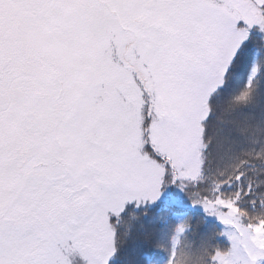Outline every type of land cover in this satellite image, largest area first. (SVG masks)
<instances>
[{
    "label": "snow or ice",
    "instance_id": "snow-or-ice-1",
    "mask_svg": "<svg viewBox=\"0 0 264 264\" xmlns=\"http://www.w3.org/2000/svg\"><path fill=\"white\" fill-rule=\"evenodd\" d=\"M254 38L264 0H0V264H174L156 218L208 207L187 192ZM225 188L202 199L240 211Z\"/></svg>",
    "mask_w": 264,
    "mask_h": 264
},
{
    "label": "trees",
    "instance_id": "trees-1",
    "mask_svg": "<svg viewBox=\"0 0 264 264\" xmlns=\"http://www.w3.org/2000/svg\"><path fill=\"white\" fill-rule=\"evenodd\" d=\"M253 46L260 51L259 75L246 87L249 61L241 58L234 65L225 91L214 101L216 135L209 141L210 154L202 160L206 180L218 188L231 183L223 199L234 205L239 202L238 213L249 226L264 220V44L254 38ZM207 107L206 99L205 116ZM136 216L135 211L129 213ZM156 224L160 250L165 256L171 254L174 264H212L217 252L229 250L221 226L201 212L186 207L177 213L161 212ZM135 239L133 232L128 246Z\"/></svg>",
    "mask_w": 264,
    "mask_h": 264
},
{
    "label": "rangeland",
    "instance_id": "rangeland-1",
    "mask_svg": "<svg viewBox=\"0 0 264 264\" xmlns=\"http://www.w3.org/2000/svg\"><path fill=\"white\" fill-rule=\"evenodd\" d=\"M202 163V160L198 159L195 168V180L190 182L187 195L194 204H207L208 207L204 211H201L199 207L186 206V208L201 212L215 222L220 221L217 223L222 228V237L228 242L229 250L227 253L217 252L213 256V260L219 254L229 257V264H264V226L258 229L245 227L236 208H229L225 212L223 205L219 202V197H217L215 203L202 199L204 195L211 194L219 189L215 183H210L204 178V172L200 170V164ZM197 182L198 187L196 186ZM228 202L234 205L232 201L224 200V203ZM224 221H227V223H224Z\"/></svg>",
    "mask_w": 264,
    "mask_h": 264
}]
</instances>
